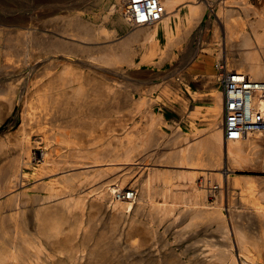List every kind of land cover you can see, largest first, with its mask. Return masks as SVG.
Returning a JSON list of instances; mask_svg holds the SVG:
<instances>
[{"label":"bare ground","instance_id":"obj_1","mask_svg":"<svg viewBox=\"0 0 264 264\" xmlns=\"http://www.w3.org/2000/svg\"><path fill=\"white\" fill-rule=\"evenodd\" d=\"M83 1L89 12L87 0ZM257 2L259 6L250 0H221L215 7L211 0H160L161 19L151 25L132 28L123 12L126 0H107L98 14L101 24L96 25L75 11L56 18L55 30L71 40L38 31H0V49L6 56L0 60V123L16 104H19L23 125L27 122L41 127L47 116L53 123L43 138L40 158L36 157L28 134L13 143L20 147L19 154L4 152L6 161L0 165V264H118L121 261L123 264H264V187H258L259 182L264 185V179L236 174L245 166L264 169V135L238 141L224 140L220 90L213 89L208 94L211 103L205 111L210 122L207 128L193 129L187 136L177 129L171 144L185 143L163 154L164 159L159 161L194 166L197 170L158 171L148 163L138 167L139 161L147 159L136 157L147 147L157 145L163 136L158 125L171 126L160 115H154L149 110L150 104L143 99L123 104L131 106V118L135 114L146 118L145 127L134 129L122 140L116 139L114 144L81 140L92 132L96 114L102 122L111 112H96V108H111L113 101V85L100 77L109 78L113 70L122 72L123 66L135 70L142 64L160 67L164 61L175 59V47L191 44L189 35L193 30L206 31L208 27L213 30L209 41L205 43L201 38L197 43L199 47H195L198 51L205 46L202 50L208 52L203 58L201 54L197 56L202 68L200 76L213 80V66L223 60L227 69L244 71L253 79H264V0ZM183 7L186 11L181 15ZM207 15L213 16L210 22L205 20ZM104 23H108L109 28ZM171 24L175 26L174 31ZM118 31L123 33L121 39L113 42ZM160 32L166 41L164 50L159 48L157 41ZM101 40L108 42L101 46L88 44ZM212 47L217 52L209 57ZM139 51L140 60L135 61ZM47 52H64L82 61L55 65L38 63V55ZM39 70L41 72L36 73ZM176 79L184 82L183 77ZM170 90L167 84L163 92L168 94ZM185 91L196 94L187 86ZM84 109L91 110L84 113ZM80 112L88 116V120H82L83 126H87L82 128L87 130L82 135L79 127L71 125L78 120ZM198 113L196 109L190 116ZM74 115L77 117L68 120ZM34 161L37 165L32 173ZM99 165L102 167L97 168ZM135 168H143L136 180L144 177L140 195L135 189L131 198H118L116 193L124 189ZM113 172H116L114 178L98 183L87 195H79L80 179L86 174L95 182ZM53 175V180H47ZM200 176H203L202 189L197 190L195 180ZM207 178L214 183H208ZM223 183L226 188L241 190L234 198L229 191L227 200L241 203L243 210H229L226 216L217 203L209 212L186 206L184 208L189 209L179 211L183 218L188 217L187 223L176 231L179 238L202 232L209 235L191 243L189 249L194 252L190 253L198 250V254L189 255L184 261L171 243L163 238L154 240L160 232L149 222L170 218L176 204H206L207 196L214 192L219 193L217 202H221ZM32 184L45 190L40 197L43 209L36 213V219L42 221L38 225L40 236L52 247L62 235L67 242L55 245L58 247L52 252H47L45 246L27 232L25 216L27 205L32 202L29 195V190L35 188ZM55 184L60 186L55 187ZM188 188L194 189V193L188 195ZM4 193L8 194L7 198L2 196ZM10 205L13 213L1 211ZM146 208L149 221L140 217ZM86 209L96 212L89 214V227L83 223ZM102 213L107 214L108 220L99 230L95 226L96 216ZM67 221H71L69 226H65ZM173 225V222L168 224L166 230ZM78 234L82 238L69 244ZM119 236L127 239L124 246L119 243ZM144 236L151 239L144 240ZM2 240H7V245H3ZM141 250L155 254L133 256L132 253L138 254L143 252ZM123 252L126 253L120 254Z\"/></svg>","mask_w":264,"mask_h":264},{"label":"rangeland","instance_id":"obj_2","mask_svg":"<svg viewBox=\"0 0 264 264\" xmlns=\"http://www.w3.org/2000/svg\"><path fill=\"white\" fill-rule=\"evenodd\" d=\"M82 0H0V31H9V30H20L24 32H41L45 33L46 35L51 36H57L64 38L66 40H71L66 37V35L61 34L54 28V22L56 18L60 16H66L70 14L71 12H78L83 18L90 20L92 23L98 25L101 24L102 21L99 17V13H101L100 9L106 4L107 0H104L103 4H101L98 0H87V6L90 7L91 10L88 12L85 10V3ZM213 2V5L216 7L221 0H211ZM255 5L258 4L257 1L259 0H250ZM105 10V9H104ZM181 15L185 13V8L183 7L181 10ZM211 21L213 19V16H206L205 20ZM202 23V26L204 27L206 21ZM106 27L109 28L108 23H104ZM171 27L174 31V24H171ZM213 30L211 27H208L206 31H197L193 30L191 34L189 35V39L191 40V44H182L178 48L175 47L173 49V52L175 53V59H171L169 61H164V63L160 67L151 66L148 64H142L140 66L139 70L135 69H127L125 66H123L125 69L122 72H115L114 70L111 71V75L108 76L109 78L100 77V79H103V82H107L108 84L113 85V92L112 96V107H100L96 108L98 112L99 110H109L111 111L110 114L105 117V120L102 122H99V115H95V121L93 123V129L92 132H89L90 135L87 138L84 137L81 140L84 142H87V139H90V141H93V139L97 142H102V145H105L107 143H113L116 142V139H123L127 134L130 132H133L134 129H141L142 127H145V117H141V114H135L134 118H131L129 116V113L132 111L131 106L128 105V103L123 104L124 101L130 102V101H136L139 99H143L147 101L148 104H150L149 110L154 113V115H160L168 124L171 126H167L164 124H159L158 128L162 133V137L158 140L157 145H153L150 147H147L144 149L136 158H146L147 161L142 162L139 161L138 167H142V163H148V166L153 167L154 169H157L158 171H173V170H179V171H192L197 170L194 166H178L169 164L166 162H159L162 159H164L163 154L170 153L176 146H181L185 142H179L176 145H172L170 140L175 139V136H177V129L180 131L184 136L190 135L193 129H206L209 125V118L206 116V109L211 103V97L208 95L209 92H211L213 89H219L216 73L217 68L216 65L213 66L215 78L213 80H208L206 77L200 76L202 74L201 72V65L198 62V54H201L202 58L206 56L208 53L205 49V46L200 48L198 51H196L195 47H199L198 40L201 38L206 43V41H209L212 37ZM122 32L118 31V35H116L115 41H119L122 36ZM65 36V37H64ZM157 41L159 44V48L161 50H164L166 46V41L164 35L160 32ZM108 41L101 40L98 42H85L90 45H106ZM4 50L0 49V60H3L6 58L4 55ZM216 48L212 47L211 52L209 53V57L215 56L216 54ZM140 53L137 54L135 61L140 60ZM157 60V58H155ZM203 59H201L202 61ZM38 63L43 64H50L52 63L55 65L56 63L61 64L63 62H68L71 64L75 63H81V59L73 56L71 54H66L64 52H47L46 54L40 53L36 59ZM197 61V62H196ZM104 69V68H103ZM41 72L40 70L36 73ZM156 73V75H154ZM199 75L196 79H193L194 76ZM183 77L184 82L180 83L176 78ZM167 84L170 86L171 90L168 94H165L163 92V89ZM186 86L192 91V93H196L195 95L191 93H187L185 91ZM152 88V89H150ZM130 98H129V97ZM194 97V98H193ZM126 99V100H125ZM109 100V99H108ZM107 100V101H108ZM104 101V100H102ZM115 103V105H114ZM198 109L199 113L195 117H191L190 113L194 110ZM91 110V109H89ZM88 109H84L82 112L89 111ZM82 112L79 113L78 120H75L71 122V125L76 127L78 129L79 127V133L82 135L83 133H87V130L82 129L83 122L82 120H88V116L85 117L83 115H80ZM70 117V116H66ZM74 117H77V115H74L73 117H70L68 120L73 119ZM49 118V119H48ZM81 118V120H80ZM103 118V117H102ZM45 123H41V127H39L38 124H24L22 123L20 116H19V104H16L14 108L12 109L11 113L5 117V119L0 123V165L3 164L5 160V154L4 152H7V154H19L20 153V147H15L13 143H15V140L19 137H22L24 134H28L31 142L33 144V148H35L36 157L40 158L41 156V148L44 146V140L43 138L48 134L47 131L52 128V120L50 116H47V119H45ZM87 122H85V125ZM89 127V126H88ZM70 129V128H67ZM91 143V142H90ZM16 148V149H15ZM53 159H56L54 156ZM35 166L30 169V171L33 173L34 168L37 165V162L34 161ZM119 165V164H117ZM142 165V166H141ZM135 166V165H134ZM102 166L99 165L97 168H101ZM137 167V165L135 166ZM259 167V166H258ZM255 168L245 166L243 169H239L236 174L237 175H248V176H254L258 179H264V169L262 168ZM251 168V169H250ZM84 170V169H82ZM143 168H135L134 173H132L129 176V179L124 186V189L127 188H134L138 191V194L140 195V189L142 184V179L136 181L138 177L140 176ZM207 172V170H205ZM120 172V170H119ZM116 176V172H113L111 174L101 176L98 178L95 182H92L91 176L86 174L83 178L80 180L81 182V188L79 189L81 192H79V195H87V193L90 191L92 187H95L98 183L107 181L109 179H112ZM202 177L200 176L195 180L194 187L197 190L202 189ZM55 177L50 176L47 177V180L51 179L53 180ZM208 183H214L209 178L206 179ZM210 181V182H209ZM35 184V183H34ZM32 184V185H34ZM31 185V186H32ZM210 185V184H209ZM35 186V185H34ZM60 184H55V187H59ZM264 187L262 186V183L259 182L258 187ZM260 187V188H261ZM188 195L190 193H194V189H186ZM214 190V189H213ZM233 193L232 195L234 197H237L236 194L240 192V189L232 188L229 186V188L225 186L223 183L222 188V195H221V202H217L219 193L214 192V194L207 196V201L213 202V205H220L219 207L222 208L225 207L226 211H222L226 216L230 211H238L243 210L241 203H235L230 202L227 199L228 192ZM45 190L39 187L38 185L35 186L34 189L29 190V195L31 196L32 202L27 205L28 209L26 208V222H27V232L31 236L36 238L38 243L40 245H44L47 249V252H52L54 247H58L55 245H59V243H67L64 241L65 237L62 235L59 238V241L57 244H54V246L48 245L46 242V239L44 236H40V231L38 228V225L42 223V221L38 218L36 219V213L37 210H41L42 208V201H40V197L44 195ZM2 196H5L4 198L8 197L7 193H4ZM35 196V198H34ZM1 197V196H0ZM245 196H243L244 199ZM160 197H157V200ZM206 201V202H207ZM228 201V202H227ZM218 203V204H217ZM230 203V204H229ZM185 204V203H182ZM13 207L5 206L2 208V212L5 214H10L14 212ZM241 208V209H240ZM88 209L85 210V216L83 217V223H86L88 227L90 224H88V217L90 213H94L95 210L89 212ZM96 213V212H95ZM104 214V215H103ZM88 215V216H87ZM173 215V214H172ZM39 217V216H37ZM98 219V220H97ZM107 214L102 213L99 216H96V228L97 229H103V225L106 226L107 223ZM86 221V222H85ZM174 223L172 228L166 227L168 224ZM6 223V222H5ZM187 221H175L174 220H163L161 222H158L154 220L153 222H149V225H153V227H156L160 234L155 235L154 240L157 239H164L167 242L171 243L173 248L177 251V253L181 254L182 260H187L189 255L198 254L200 251L196 250L195 253L194 249H189L191 247V243L195 240L203 239L204 237H209V235H204L205 233H197L196 236H185L184 238H179L176 234V231H179L181 227H183L184 224H186ZM71 224V221H67L65 226H69ZM5 225V224H4ZM6 226V225H5ZM93 226V225H92ZM254 230V229H252ZM255 231V230H254ZM163 234V235H162ZM204 235V236H203ZM73 236H69V238H72ZM139 237V236H138ZM82 238L81 234H78L76 237H73V241L69 242V244H75L78 242L79 239ZM119 239V243L123 246L125 245L127 241L126 238L123 236L117 237ZM151 239L150 236H144V240ZM137 242V241H136ZM7 240H2L3 245H7ZM64 247V246H63ZM125 251V250H124ZM143 251V250H141ZM119 254V252H117ZM126 253V252H125ZM120 253V254H125ZM131 253V252H129ZM151 253L155 254L153 251H143L138 254L132 253L133 256H146L151 255ZM192 255V256H193ZM138 258H131V260H136ZM118 264H123L122 261Z\"/></svg>","mask_w":264,"mask_h":264},{"label":"built area","instance_id":"obj_3","mask_svg":"<svg viewBox=\"0 0 264 264\" xmlns=\"http://www.w3.org/2000/svg\"><path fill=\"white\" fill-rule=\"evenodd\" d=\"M123 12L132 28L154 24L162 17L160 0H126ZM216 68L222 96L224 140L238 141L252 135H264V79H253L244 71L227 69L223 60ZM135 192V189L127 188L116 195L129 199Z\"/></svg>","mask_w":264,"mask_h":264},{"label":"crops","instance_id":"obj_4","mask_svg":"<svg viewBox=\"0 0 264 264\" xmlns=\"http://www.w3.org/2000/svg\"><path fill=\"white\" fill-rule=\"evenodd\" d=\"M158 201L161 203V199L158 198ZM193 207V208H190L192 210H202V211H205V212H209V211H212L213 208H214V205H213V202H207L206 204H176L174 210H173V215L170 216V218H167L165 220H174L175 221V224H176V221H188V217H182L181 213L179 211H181L182 209H189V208H184V207ZM148 208V207H147ZM145 209L143 212H141V215L140 217L142 218V220H145V221H149L148 220V216H147V210L148 209ZM222 211H226V208L223 207L222 208Z\"/></svg>","mask_w":264,"mask_h":264}]
</instances>
